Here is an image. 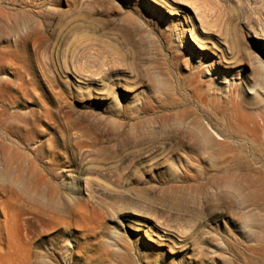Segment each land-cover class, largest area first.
Instances as JSON below:
<instances>
[{"label":"rangeland","instance_id":"1","mask_svg":"<svg viewBox=\"0 0 264 264\" xmlns=\"http://www.w3.org/2000/svg\"><path fill=\"white\" fill-rule=\"evenodd\" d=\"M0 229V264H261L264 0H0Z\"/></svg>","mask_w":264,"mask_h":264},{"label":"bare ground","instance_id":"2","mask_svg":"<svg viewBox=\"0 0 264 264\" xmlns=\"http://www.w3.org/2000/svg\"><path fill=\"white\" fill-rule=\"evenodd\" d=\"M1 173L4 174V172H1ZM34 200L37 201V200H36V196H35V194H34ZM1 231H2V229H0V237H2V236H1L2 232H1ZM258 248H259V247H258ZM256 249H257V248H256ZM259 251H261V253H260L261 256H259V257H261V258H260V259H261L260 262H261V264H264V248H263V247H260Z\"/></svg>","mask_w":264,"mask_h":264}]
</instances>
